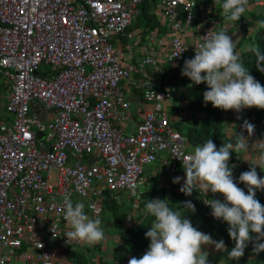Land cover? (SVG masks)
I'll return each mask as SVG.
<instances>
[{
  "label": "built area",
  "instance_id": "built-area-1",
  "mask_svg": "<svg viewBox=\"0 0 264 264\" xmlns=\"http://www.w3.org/2000/svg\"><path fill=\"white\" fill-rule=\"evenodd\" d=\"M146 1L0 0V74L9 82L5 108L12 116H0V264H61L55 241L70 249L84 243L64 235L71 230L65 195L94 205L99 215L105 191L140 197L145 165L158 162L164 173L186 175L182 161L192 151L172 125V92L158 90L148 73L159 59L129 61L113 42ZM157 1L169 26L168 67L194 58L204 36L219 32L207 28L190 47L182 34L195 24V0ZM136 73L143 77L133 83L152 106L127 132L117 125L130 117L121 83ZM207 197L224 201L210 190Z\"/></svg>",
  "mask_w": 264,
  "mask_h": 264
},
{
  "label": "clouds",
  "instance_id": "clouds-1",
  "mask_svg": "<svg viewBox=\"0 0 264 264\" xmlns=\"http://www.w3.org/2000/svg\"><path fill=\"white\" fill-rule=\"evenodd\" d=\"M222 9L226 21L238 22L248 10L249 0H214ZM262 5V4H261ZM256 27L264 28V20L256 22ZM209 31V33H211ZM204 36V42L195 46L194 58L185 60L182 76L188 77L193 84L205 83L208 90L203 93L204 103L224 111L245 108L264 109V85L250 74L242 62L236 43L224 30ZM256 56V68L264 72V52L258 45L250 49ZM180 54L174 56L177 57ZM163 98V97H162ZM243 129L248 133H237L236 143H223L217 149L212 139L198 145L182 161L185 177H176L173 183L184 180L180 192L191 196L194 191L206 196L202 201L211 207V215L229 225L228 234L234 242L230 250L223 239L213 240L193 226L185 212L195 213L191 201L178 203L174 210L168 199H151L146 203V211L154 219L146 232L150 239L148 250L139 258L133 256L128 264H209L208 253L202 251L204 245H214L218 251H227L230 260L239 261L245 254L249 242L253 243V252H264V205L256 198V190L264 191V178L258 175L257 167L264 171V140H257L258 162L251 164L248 171L239 176L240 183L247 187V193L237 185L233 177V166H229L231 154H239L249 148V138L255 132V126L244 121ZM143 185V181H140ZM222 194L224 201L208 199L207 194ZM136 186H133V195ZM64 220L70 226L65 232L68 241H80L95 245L106 239L102 220L97 215L90 217L82 201H73L65 195L62 202ZM88 209L95 210L92 204ZM129 218H132L128 216ZM53 232L54 229L52 228ZM255 233V239L252 234Z\"/></svg>",
  "mask_w": 264,
  "mask_h": 264
},
{
  "label": "crops",
  "instance_id": "crops-1",
  "mask_svg": "<svg viewBox=\"0 0 264 264\" xmlns=\"http://www.w3.org/2000/svg\"><path fill=\"white\" fill-rule=\"evenodd\" d=\"M150 5L152 6L148 8V13L157 16L158 24L149 30H146L143 26H136V29L134 30H131L129 27L126 33L114 38L113 42L116 47L123 50L129 61L136 62L141 57H145L149 54L159 59V65L148 66V73L154 78L158 90H171L172 92V97L168 100L167 104L173 127H175L174 125H176V121L182 120L189 131L190 128L196 127L205 116L204 110H195L192 107L193 105L189 102V98L192 97L191 87H197V85L193 84L188 77L182 76L181 74L185 60L193 57L188 55L183 61L172 68L164 63L170 47L169 26L162 15L160 7H157L158 1L156 0L155 3ZM203 7L202 10L204 11L197 8L195 24L187 28L182 34L183 40L190 47L196 43L201 32L205 31L207 28H213L219 31L224 30L226 34L231 36L236 43V50L240 52V54L244 50L251 49L252 45L249 42L244 41L239 43L243 34L240 23L226 21L221 13L219 16L215 17L221 9L218 10L214 6ZM254 7L255 6L253 5H248V10L244 16H247L248 11ZM152 10L153 12H151ZM141 12L142 10L140 13ZM257 28L258 27H256L255 23L250 27V30L253 33ZM142 77L143 75L141 73H136L132 80L124 79L121 83V87L126 91L127 97L130 101V117L126 122H119L117 125L124 126L127 132H135L137 125L143 120L145 112L152 106V102H146L144 100L142 88L133 83V80L138 81L141 80ZM201 85L204 86L203 88L208 89L206 82L201 83ZM197 93L198 92L196 91L194 96ZM202 106L204 108L210 107L218 111L223 132L233 144L236 143L237 133L243 132L246 137L248 136V133L243 129L244 121H248L255 126V132L249 138L250 145L248 150L246 152L241 151L239 154L235 152L231 154L229 166H235L232 170L234 181L236 182L239 175L246 169V167L258 162L259 150L254 145L257 143V140H264V123L255 122L254 115L249 108H245L237 113L235 110L224 111L217 109L213 107L210 102L205 104L203 101ZM173 113H176L177 115L173 116ZM186 140L190 142L189 149L192 152L196 146L203 145L202 143H192L188 136L186 137ZM150 170L153 172L151 183L147 185L146 182H144L143 186L141 185L144 188V192L146 191L145 193L141 192L140 197L137 198L136 196L130 195L127 191L128 197H130L132 201V205L130 211L122 217L117 215V210L121 205V203L117 201V195H120L124 190L115 193L105 191L102 212L98 216L102 220V227L105 231L106 239L95 245L83 243L77 249L65 247L59 241H55L52 244L56 251V258L61 264H128L131 257H141L148 248L134 249L124 244L119 233V228L117 227L118 218H123L122 223L125 226H130L136 222L139 215L144 214L142 220L151 228V223L154 217L150 216V213L148 212L145 213L146 203L151 199H168L170 200L169 206L174 210L179 208L177 202L180 203L185 201H191L193 204L196 203L202 208V204L196 191H194L191 196H186L180 192V188L184 183L183 179H181L179 184L173 183L174 178H184V175H169L164 173L160 166L151 168ZM257 172L261 178H264V171H261L260 168L257 167ZM75 201L84 202L83 199L78 197L75 198ZM107 202L111 207L105 206ZM107 209L115 214L114 217L111 218L109 216L105 219L102 213ZM113 209H115V211H113ZM85 211L88 215L91 214V216L89 215L90 217L94 218L97 216L89 210L87 206ZM184 214L187 215L186 218L190 219L193 226L198 230L210 234L213 240L219 241L223 239L226 247L228 246L230 240L228 232L224 230L215 232L208 230L203 223L199 210H196L195 213L185 212ZM128 215L132 216L130 221L127 220ZM252 236L253 239H255L256 234L253 233ZM261 242L264 243V241ZM202 251L208 253L209 264H234L233 260L228 258L226 251H218L214 245H204L202 246ZM246 258L251 264H264V252H260L259 254L254 253L252 242H249L246 247Z\"/></svg>",
  "mask_w": 264,
  "mask_h": 264
},
{
  "label": "trees",
  "instance_id": "trees-1",
  "mask_svg": "<svg viewBox=\"0 0 264 264\" xmlns=\"http://www.w3.org/2000/svg\"><path fill=\"white\" fill-rule=\"evenodd\" d=\"M256 0H249L248 5L255 6L253 9H250L247 13V16L241 17L240 23L241 30H242V38L239 40V43L244 41L249 42L252 46L258 45L261 52H264V28H257L253 33L250 30V27L255 24L257 21L264 20V0L262 5L256 4ZM156 0L146 1L142 3L139 7L142 12L135 17L139 19L141 16V22H136V26H143L146 30L154 28L158 24V19L155 14H149L148 8L155 3ZM196 8H200V6H214L218 10L221 9L219 5H215L214 0H195ZM222 9L219 11L215 17L219 16ZM223 16V15H222ZM256 56L253 54L251 50H244L241 53V62L243 66L249 70L250 74L255 77V79L264 85V72L259 71L256 68ZM201 84L197 85V87H191V94L192 97L189 98L190 104H192L195 110H204L205 116L203 117L202 121L194 128H190L187 132L189 140L192 143H204L208 139H212L213 142L216 144L217 149L222 146L223 143H229L231 140L225 135L223 132V128L221 126L220 116L217 110L212 109L210 107H203L202 102L203 93L208 89L203 88ZM198 92L195 96V92ZM204 91V92H203ZM251 113L254 115L255 122H262L264 123V109L258 108H249ZM264 136V130H263ZM252 165L246 167V169L242 172L248 171ZM240 176V175H239ZM236 183L239 187H241L247 193V187L240 183L239 178L236 180ZM256 198L259 202L264 205V191L258 190L256 194ZM196 210H199L200 216L202 217L203 223L205 224L206 228L210 231H227L229 225L226 222H216L214 221L208 211L203 207L200 208L198 204L194 203ZM106 207L110 206L107 202L105 204ZM177 206V205H176ZM199 208V209H198ZM115 211V209H113ZM143 215H139L137 220L134 224L130 226H125L122 223L123 218H118V225L120 236L127 246L139 249V248H148L150 244V239L146 238V232L150 229L149 225H146L142 220ZM234 247V242L232 241L231 237L228 242L227 248L230 250ZM227 254V251H226ZM234 264H251V262L246 258V249L245 254L243 257L240 258L239 261L233 260Z\"/></svg>",
  "mask_w": 264,
  "mask_h": 264
},
{
  "label": "rangeland",
  "instance_id": "rangeland-1",
  "mask_svg": "<svg viewBox=\"0 0 264 264\" xmlns=\"http://www.w3.org/2000/svg\"><path fill=\"white\" fill-rule=\"evenodd\" d=\"M203 8H204L203 6H200L201 11H204V10H202ZM141 19H142L141 16L139 17V19L137 17L133 18L132 25L130 26L131 30L136 29V25H137L136 22H140ZM43 67H44V65H43ZM8 83H9L8 79L5 76H3L2 74H0V95H1V98H0V116H2L3 118L11 119L12 116L6 111V108H5L6 107V100H7L6 95L8 93V90H7ZM172 115L174 116L177 114L173 113ZM173 122H174V120H173ZM174 126L175 127L177 126L176 128H178L183 133V135H185V137L188 136L187 135L188 129H187L184 121L178 120V121H176V125H174ZM158 166H159L158 162H153V163H150V164L144 166L143 177H144V182H146L147 185H149L151 183V180L153 179V174H152L153 172L150 169L158 167ZM142 186H140L138 189V192H140V193L144 192V188ZM117 201L119 203H121V205L119 206V209L117 210V212H118L117 215L119 217H122L128 211H130L131 205H132V201H131L130 197H128L127 190L126 191L124 190V192H122L120 195H117ZM177 203H179V202H177ZM145 213H147V211ZM89 215L91 216V214H89ZM102 215L105 217V219H107L109 216L111 218L114 217L115 214L111 210L107 209L102 213ZM150 216H152V215L150 214Z\"/></svg>",
  "mask_w": 264,
  "mask_h": 264
},
{
  "label": "water",
  "instance_id": "water-1",
  "mask_svg": "<svg viewBox=\"0 0 264 264\" xmlns=\"http://www.w3.org/2000/svg\"><path fill=\"white\" fill-rule=\"evenodd\" d=\"M40 135H43V133H40Z\"/></svg>",
  "mask_w": 264,
  "mask_h": 264
}]
</instances>
